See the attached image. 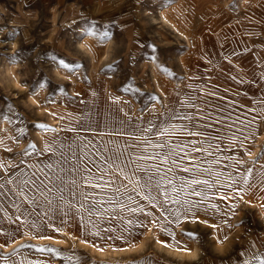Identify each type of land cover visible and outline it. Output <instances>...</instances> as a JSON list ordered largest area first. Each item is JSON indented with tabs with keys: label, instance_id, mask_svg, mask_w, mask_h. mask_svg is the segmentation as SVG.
<instances>
[{
	"label": "rangeland",
	"instance_id": "1",
	"mask_svg": "<svg viewBox=\"0 0 264 264\" xmlns=\"http://www.w3.org/2000/svg\"><path fill=\"white\" fill-rule=\"evenodd\" d=\"M0 118V264L264 258V0H0Z\"/></svg>",
	"mask_w": 264,
	"mask_h": 264
},
{
	"label": "bare ground",
	"instance_id": "2",
	"mask_svg": "<svg viewBox=\"0 0 264 264\" xmlns=\"http://www.w3.org/2000/svg\"><path fill=\"white\" fill-rule=\"evenodd\" d=\"M198 1V0H197ZM242 3H244V1H242ZM219 4V3H218ZM208 6V5H207ZM193 11H191V12H189V13H184V14H182V16H179L178 14H176V15H173V16H171V22L170 23H172V25H173V27L176 29V30H178L179 32H181L182 34H184V35H186V37H189V38H198V36H197V34H196V32L194 31V29H195V24H194V15H193V13H192ZM166 14V13H165ZM166 17V16H165ZM166 20H168V19H166ZM202 21V20H201ZM215 22H213V24H214ZM171 25V26H172ZM185 28V29H181V28ZM199 28V27H198ZM195 30H197V29H195ZM207 30H208V28H207ZM212 30V29H211ZM214 31V30H213ZM215 32V31H214ZM216 33V32H215ZM263 33V32H262ZM239 34H240V32H239ZM260 35V34H259ZM252 36V35H251ZM255 36V35H254ZM256 36H258V35H256ZM249 38V37H248ZM193 40V39H192ZM193 45H194V43H193ZM257 47V46H256ZM256 47H254V48H256ZM260 47V46H259ZM250 48V47H249ZM248 48V49H249ZM247 50V49H246ZM241 51H239V50H234L233 51V55H234V57H233V61L234 62H236L237 60H240L241 58H239V57H241L238 53H240ZM257 52V51H256ZM261 53V51L259 50V53H256V56H257V58H259L260 60L263 58L262 56H260L259 54ZM238 54V55H237ZM232 56V55H231ZM200 60L202 59V58H199ZM194 60V58L192 57V59H190V60H187L186 62H190V63H196L195 62V60ZM190 63H187V64H189L190 65ZM230 63H232L231 61H228V60H226V65H225V67H227L228 65H230ZM203 63H201V65H202ZM226 69V68H225ZM9 70V69H8ZM9 72V71H8ZM249 76V75H248ZM209 81L208 82H210L211 80H214V77H213V74H212V77L211 78H207ZM237 79V78H236ZM212 83V82H211ZM257 84V83H256ZM161 85V84H160ZM206 85H209V83H207V84H204V87H206ZM250 86H252V85H250ZM117 88V87H116ZM209 89V88H208ZM207 89V90H208ZM203 90H204V88H203ZM238 90V89H237ZM239 91H241V90H239ZM206 92V91H205ZM205 94V93H204ZM168 96H170V95H168ZM258 104H259V102H258ZM257 104V105H258ZM1 119V118H0ZM57 119V118H56ZM4 120V119H3ZM261 120V119H260ZM2 121V120H1ZM3 123H4V121H3ZM3 123L2 122H0V128H5V127H3ZM254 124V123H253ZM6 126V125H5ZM193 126V125H192ZM4 130V129H3ZM0 132H2V131H0ZM8 132V131H7ZM3 133H5L4 131H3ZM9 133V132H8ZM41 135V134H40ZM0 136H1V134H0ZM41 138V137H40ZM42 138H43V141H41V143H42V145L41 146H44V144H48V140H46V138H44V136H42ZM5 139V138H4ZM2 140H3V138L2 137H0V143L2 142ZM248 142V141H247ZM18 143V142H17ZM16 143V144H17ZM251 143V142H250ZM249 143V144H250ZM19 146V145H18ZM2 148V147H1ZM43 149V148H42ZM5 151V150H4ZM8 151V150H7ZM70 156L71 154L69 153V154H67L66 155V157L67 156ZM243 156V155H242ZM9 158V157H8ZM6 159V158H5ZM10 160V159H9ZM41 161V159H38L37 161H36V164L38 165V163ZM64 161H66V159H64ZM2 162V163H1ZM41 163V162H40ZM131 163H129V168L127 169V172L125 173V175H131L132 174V171L130 172L129 170L131 169V165H130ZM9 163H7V161L6 160H4L3 158H2V154H1V150H0V176L1 175H4V173L7 171V169H9L10 167H9ZM236 166V165H235ZM248 166V165H247ZM30 168V167H29ZM43 170H41L40 169V172H42ZM46 173H49L48 171H45V174ZM7 175V174H6ZM42 179L43 178H41L40 179V181H42ZM119 179V178H118ZM33 181V180H32ZM34 181H36L37 182V180L36 179H34ZM11 182V181H10ZM29 183V182H28ZM33 183V182H32ZM131 183V182H130ZM1 184V183H0ZM10 184V183H9ZM34 184V183H33ZM50 185H51V183H49ZM49 184H48V186H49ZM136 184V183H135ZM42 185V184H41ZM99 185V184H98ZM2 186V185H1ZM14 186V185H13ZM25 186V185H24ZM33 186H35V185H33ZM43 186V185H42ZM106 186V185H105ZM3 187V189H5L4 190V193H2V196H5V197H8L9 196V188H8V185L7 184H5L4 186H2ZM44 187V186H43ZM50 187V186H49ZM49 187H47V188H49ZM16 188V187H15ZM34 188V187H33ZM111 188V187H110ZM17 189V191L20 193V194H22V195H24V193H23V190H22V188H16ZM47 191L48 190H50V189H46ZM3 192V191H2ZM5 193H8V195H5ZM118 193V192H117ZM47 195H48V192L46 193ZM36 195H38L37 197H35V198H37V202L35 203V205H36V208H37V210H44V211H46L45 213H49V212H51V210L55 207V205L56 204H54L53 202V199H47V196H45L43 193H42V190L39 188V189H37L36 190ZM53 195V194H52ZM52 195H51V197H52ZM25 196V195H24ZM22 197V196H21ZM24 198V197H23ZM28 196H25V199L28 201ZM53 201V202H52ZM50 210V211H49ZM1 218V217H0ZM53 219H55V216L53 217ZM52 219V220H53ZM191 220V219H190ZM203 220V219H202ZM2 222V221H1ZM3 223V222H2ZM1 225V224H0ZM3 228V227H2ZM5 233V232H4ZM76 238V237H75ZM77 238H79V237H77ZM76 238V239H77ZM78 241V240H77Z\"/></svg>",
	"mask_w": 264,
	"mask_h": 264
},
{
	"label": "snow or ice",
	"instance_id": "3",
	"mask_svg": "<svg viewBox=\"0 0 264 264\" xmlns=\"http://www.w3.org/2000/svg\"><path fill=\"white\" fill-rule=\"evenodd\" d=\"M88 34L91 35V34H93V33L89 32ZM12 61L15 62V58H12ZM60 66L63 67V68H68V67H69V65L65 64L63 61H60ZM261 158L264 159V154H262ZM185 171H187V169H185ZM250 172H251V170H249L248 174H250ZM149 179H151V177H150ZM189 183H190V184H196V183H207V181H200V180H195V179H194V180H192V181H189ZM196 194L199 195V193H196ZM173 202H175V201H173ZM155 206H156V205L153 204V207H155ZM145 215L150 217V216L152 215V213H146ZM165 219H166V218H165ZM151 222L154 223V221H151ZM128 223L131 224V223H133V222H132V221H129ZM93 226L95 227V225H93ZM136 226H137V227H145V228L148 227V225H147L146 223H144L143 221L138 222V223L136 224ZM127 230H128V229H125V231H127ZM103 231H111V229H104ZM161 231H164V232L167 233V229H165V228H161ZM92 234L95 235V236H98V237H99V232H95V233H92ZM168 234H169V235H172V236H173V239L175 238V237H174V234H172V233H168ZM189 235H191V234H189ZM100 239H101V240H104L105 237H100ZM107 239H123V237H122V236H116V237H111V236H109V237H107ZM82 242L88 244L89 247L97 248V250L103 251V248L100 247L99 245H97L95 242L89 243V242L86 241V240H85V241H82ZM157 242L160 243V241H157ZM164 246H165V247H168L167 244H165ZM252 255H253V259L255 260V264H264V258H261V259L256 260L255 254L253 253Z\"/></svg>",
	"mask_w": 264,
	"mask_h": 264
},
{
	"label": "crops",
	"instance_id": "4",
	"mask_svg": "<svg viewBox=\"0 0 264 264\" xmlns=\"http://www.w3.org/2000/svg\"><path fill=\"white\" fill-rule=\"evenodd\" d=\"M35 261H37V260H35ZM27 262V261H26ZM34 263H36V262H32V263H29V264H34Z\"/></svg>",
	"mask_w": 264,
	"mask_h": 264
}]
</instances>
